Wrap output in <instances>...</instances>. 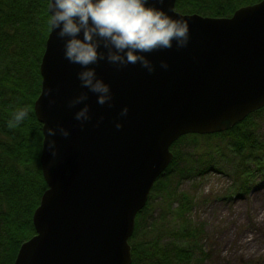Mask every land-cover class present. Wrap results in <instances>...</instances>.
<instances>
[{
  "label": "water",
  "instance_id": "water-1",
  "mask_svg": "<svg viewBox=\"0 0 264 264\" xmlns=\"http://www.w3.org/2000/svg\"><path fill=\"white\" fill-rule=\"evenodd\" d=\"M149 2L188 23L187 46L145 53L155 65L150 74L139 63L117 69L100 61L96 73L111 87L112 106L97 104L89 92L91 119L83 128L74 119L82 105L67 107L69 98L87 91L76 77L79 65L64 58L63 41L49 29L33 102L47 188L32 214L35 233L13 264H130L136 214L172 159L170 145L184 134L221 132L264 107V0L226 17L182 14L175 0ZM46 90L55 99L51 106ZM124 106L128 113L120 116ZM56 124L69 136L53 137V158L47 127Z\"/></svg>",
  "mask_w": 264,
  "mask_h": 264
},
{
  "label": "trees",
  "instance_id": "trees-1",
  "mask_svg": "<svg viewBox=\"0 0 264 264\" xmlns=\"http://www.w3.org/2000/svg\"><path fill=\"white\" fill-rule=\"evenodd\" d=\"M259 0H175L174 9L180 13H197L211 17H226L244 5L253 4ZM48 0H0V264H13L20 244L34 233L32 213L38 206L40 196L47 188L43 179L39 154L41 150V123L34 115L33 102L40 91L39 63L44 50V44L49 32L46 23ZM20 107H26L29 114L15 128L6 127V121ZM264 109H258L234 124L225 131L198 135L186 134L176 139L170 149L173 157L169 165L151 188L160 192L163 199L169 201L176 198V217L182 225L169 234L173 240L161 242L159 237L150 240L140 239V216L148 209L145 206L136 215L134 229L128 242L131 247L130 264H188L194 258L195 245L199 248L202 258L207 255L200 245L201 228L189 227L186 213L192 206V199L185 194L161 190L177 169L178 175L189 176L201 166L200 160L208 154L221 157L216 160L220 165L227 160L233 181V193L243 195L249 191L246 184L249 178L259 169L264 168V138L256 137L250 124L251 117L258 115ZM206 139L217 137L226 142L231 157L226 159L224 151L217 144L210 147L208 142L199 145L192 144V152L197 157L194 162L188 160L185 164L178 148L185 139L194 142L196 138ZM207 146L208 149L207 153ZM214 157V156H213ZM211 167L214 164H210ZM253 165L254 168L251 166ZM209 166L207 168H209ZM247 190V191H246ZM246 191V192H245ZM231 194V193H230ZM186 238L192 245L183 247L176 239ZM203 244V243H201Z\"/></svg>",
  "mask_w": 264,
  "mask_h": 264
},
{
  "label": "clouds",
  "instance_id": "clouds-1",
  "mask_svg": "<svg viewBox=\"0 0 264 264\" xmlns=\"http://www.w3.org/2000/svg\"><path fill=\"white\" fill-rule=\"evenodd\" d=\"M163 4L164 0H156ZM46 23L51 32L63 41V56L71 64L79 65L76 77L80 82L79 94L67 100L68 108H76L74 119L83 128L91 119L88 93L96 95V103L112 106L113 94L110 85L97 75L95 65L106 61L117 69L129 64L139 63L149 74L155 71V65L145 55L157 49H181L187 46L190 34L189 26L181 18H173L155 3L149 0H48L46 5ZM160 67L168 68L165 60ZM46 90L48 105L55 103ZM128 107L124 106L119 115L126 116ZM29 110L20 107L15 110L6 127L15 128L28 116ZM103 119L101 116L100 120ZM122 124L115 122V128ZM57 135L69 136V130L62 124L47 127V149L54 158L57 155ZM51 165V161L49 162Z\"/></svg>",
  "mask_w": 264,
  "mask_h": 264
},
{
  "label": "rangeland",
  "instance_id": "rangeland-1",
  "mask_svg": "<svg viewBox=\"0 0 264 264\" xmlns=\"http://www.w3.org/2000/svg\"><path fill=\"white\" fill-rule=\"evenodd\" d=\"M251 122L250 126L256 137L263 139L264 109L258 115L252 116ZM206 141L210 147L217 144L221 148L218 153L224 151L226 159L231 157V152L227 149L229 146L217 137H197L194 142L185 139L178 146L183 155L180 166L188 160L194 162L192 165L197 164V157L192 153L196 151L191 146L201 145ZM209 146L206 148L207 153ZM170 151L173 157V152L171 149ZM214 154L211 157L207 154L200 160L201 166L194 169L189 176H179L177 169H174L168 183L161 189L167 190L168 194H185L192 199V206L186 213L189 222L187 226L203 229L199 238L203 244H199L207 255L202 258L198 246L195 245L194 259L188 264H264V168L249 178L246 184L247 190L249 189L247 193L236 194L233 193V181L227 160H222L224 163L220 166L215 162L221 157ZM207 158H211L210 162H213L210 164L214 165L210 167ZM159 192L160 190H155V193L148 195V209L140 215L143 218L139 219L141 233L138 237L144 240L159 237L165 243L173 240L169 233L185 223L176 217L178 200L170 198L166 201L167 199H163L165 195L162 197ZM175 242L183 247L192 245L186 238L176 239Z\"/></svg>",
  "mask_w": 264,
  "mask_h": 264
},
{
  "label": "bare ground",
  "instance_id": "bare-ground-1",
  "mask_svg": "<svg viewBox=\"0 0 264 264\" xmlns=\"http://www.w3.org/2000/svg\"><path fill=\"white\" fill-rule=\"evenodd\" d=\"M231 127V126H230ZM229 127H227L226 129H228ZM226 129L222 130V131H225ZM221 131V132H222ZM215 133H219V132H209V133H206V134H200V135H211V134H215Z\"/></svg>",
  "mask_w": 264,
  "mask_h": 264
}]
</instances>
